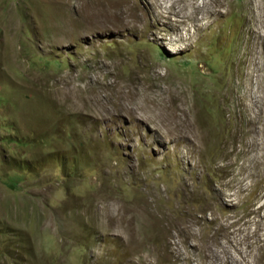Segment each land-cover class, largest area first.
<instances>
[{
    "label": "rangeland",
    "instance_id": "rangeland-1",
    "mask_svg": "<svg viewBox=\"0 0 264 264\" xmlns=\"http://www.w3.org/2000/svg\"><path fill=\"white\" fill-rule=\"evenodd\" d=\"M83 1L0 0V264H264V0Z\"/></svg>",
    "mask_w": 264,
    "mask_h": 264
},
{
    "label": "bare ground",
    "instance_id": "bare-ground-1",
    "mask_svg": "<svg viewBox=\"0 0 264 264\" xmlns=\"http://www.w3.org/2000/svg\"><path fill=\"white\" fill-rule=\"evenodd\" d=\"M85 1V0H84ZM83 3H79L77 6V10L79 11V13L82 15L81 16V21L84 22V28L85 29H91L92 27H104L107 19L110 17L111 19L116 17L115 13H117V8L115 11L114 7H106V3H102L101 0H86V2ZM113 1V0H112ZM112 1H109V3H111ZM161 1V0H160ZM184 4H192L194 2V0H182ZM227 1L229 0H202V6L203 9H205V12L208 10L210 11V13H219L220 10L216 9L220 6H223L227 3ZM255 1V0H254ZM253 0H250L249 3H251V6H254V2ZM152 2H154L157 6H161L159 2V0H152ZM115 3V2H112ZM108 6H110L111 4H108ZM114 5V4H113ZM116 6V5H115ZM126 8V12L127 14H129V16L132 17V19H139V15L136 11H134V9L132 8V6L130 4H124V6ZM120 7H118L119 9ZM168 8L170 9H174V2L169 0V4H168ZM182 9V8H181ZM174 13L176 15H178L179 11L174 9ZM79 14V15H80ZM118 17V16H117ZM116 17V18H117ZM128 17V16H127ZM141 19V18H140ZM191 19V18H190ZM125 20V19H124ZM128 21H126L127 23ZM130 22L132 23V25H134L133 21ZM78 88V87H77ZM80 89V88H79ZM124 89V88H123ZM122 89L121 86H119V88L116 90V94L114 96V100L113 103L115 105V108H121L124 109L128 114H132L134 112V110L132 108H128V104L132 103L135 100H138L140 103L144 104L145 106H150L153 104V106H155L156 108V113L158 114L161 110V107L164 110H168L164 108V105L158 101V100H154L155 97H152L148 94H145L143 92H137L136 93L128 90V91H124ZM58 93V92H57ZM65 93V92H64ZM74 93V92H73ZM75 95V94H74ZM61 96V95H60ZM66 96V95H65ZM72 96V93H71ZM64 104V103H63ZM74 105V104H73ZM161 107H160V106ZM162 112L159 113V115H161ZM169 118H171V122H173L175 124V126L177 127V129H180V134H184L186 133L184 131V129L182 128L183 125H190L189 120L185 121V118H183L181 116V114H178L175 110H170L167 113H165ZM140 115V114H139ZM133 116H137L136 114H133ZM145 193V192H144ZM161 195V194H160ZM146 196V195H145ZM139 197V196H138ZM149 198V197H148ZM141 199H144V197ZM136 200V199H135ZM139 202V198L137 199ZM156 200V199H155ZM142 201V200H141ZM151 202V201H150ZM147 204H148V200L146 201L143 200L142 202L139 203H133L131 205H126V204H121L118 206V210L120 209V207L126 208L127 211L123 212V214L119 217V219H129V216H131V218L133 216H138V217H143L146 219V216H149L150 212H148L149 209H147ZM151 204V203H150ZM160 206V204H159ZM165 207V206H164ZM110 210H113V214L114 215V211L117 212V206L116 204H111L110 206ZM154 210V209H153ZM152 211V210H151ZM165 212V211H164ZM106 213V212H105ZM152 215V214H151ZM150 215V216H151ZM164 215V214H163ZM116 216V215H115ZM127 217V218H126ZM159 217V216H158ZM157 217V218H158ZM153 218V217H152ZM138 219V218H137ZM159 219V218H158ZM144 220V219H143ZM137 221V220H136ZM154 224V223H151ZM138 225V224H137ZM141 225V224H140ZM139 225V226H140ZM135 226V225H134ZM138 227V226H137ZM148 227V225H147ZM152 227V226H151ZM154 228V227H153ZM149 229V228H148ZM143 230V229H142ZM146 230V228H145ZM151 230V229H150ZM138 232V231H136ZM143 234V232H141ZM141 234V235H142Z\"/></svg>",
    "mask_w": 264,
    "mask_h": 264
}]
</instances>
